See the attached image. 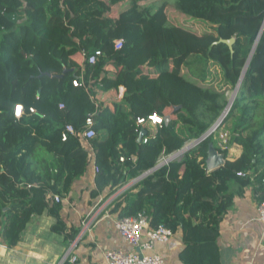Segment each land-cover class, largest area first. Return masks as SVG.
Masks as SVG:
<instances>
[{
    "label": "trees",
    "instance_id": "16d2710c",
    "mask_svg": "<svg viewBox=\"0 0 264 264\" xmlns=\"http://www.w3.org/2000/svg\"><path fill=\"white\" fill-rule=\"evenodd\" d=\"M148 1L0 0V237L7 246L18 245L44 213L66 243L80 234L83 223L67 227L60 211L87 171L89 152L79 137L62 134L67 125L83 131L91 114L92 196L139 178L118 195L114 211L143 212L151 227L174 233L181 228L183 264H220V225L235 197L251 187L264 202V0H175L155 9L142 4ZM231 38L233 50L221 41ZM96 50L103 53L97 63L77 60ZM238 85L216 130L181 160L141 177L211 130ZM121 88V102L96 104L98 94ZM18 104L26 109L21 118ZM155 113L162 124H138ZM142 129L147 142L138 140ZM224 131L234 134L221 150ZM210 143L224 157L213 170Z\"/></svg>",
    "mask_w": 264,
    "mask_h": 264
},
{
    "label": "crops",
    "instance_id": "0c3cea01",
    "mask_svg": "<svg viewBox=\"0 0 264 264\" xmlns=\"http://www.w3.org/2000/svg\"><path fill=\"white\" fill-rule=\"evenodd\" d=\"M77 60L83 62L79 55ZM119 94L117 89L100 93L95 97L96 102L98 105L116 104L123 98ZM96 173L90 162L86 173L74 181L62 201L60 216L67 227H79L87 216L91 222L84 233L81 226L82 237L78 235L77 245L69 257L64 260L72 242L66 243L62 234L52 231L55 218L44 213L32 218L18 245L9 247L0 237V264H106L108 249H132L115 225L121 210L114 211V203L120 193L110 195V190H105L97 197L92 196ZM133 180L136 184L139 178ZM257 206L251 187L235 197L233 207L220 225V264H264V222L259 219ZM183 246L180 228L168 243H157L153 251L162 255L167 264H183L179 258ZM73 257H77L74 262Z\"/></svg>",
    "mask_w": 264,
    "mask_h": 264
},
{
    "label": "built area",
    "instance_id": "2783aa9c",
    "mask_svg": "<svg viewBox=\"0 0 264 264\" xmlns=\"http://www.w3.org/2000/svg\"><path fill=\"white\" fill-rule=\"evenodd\" d=\"M122 46H123L122 39L115 41V48L117 50L121 49ZM102 54L103 53L101 50H96L94 53H92L89 56H87V54L83 52L82 53L83 61L87 59L89 63L95 64L97 63L99 57L102 56ZM73 85L87 87L85 82L80 79H74ZM119 91H120L119 97L121 98L124 95V89L121 88ZM95 102H96V98H95ZM96 104L98 105L99 103L96 102ZM60 107L63 108L64 104H61ZM25 111L26 109L23 105L21 104L16 105L15 111H14L15 117L21 118L22 115L25 113ZM30 112H36V109L34 107H31ZM227 114L228 112H226V115ZM226 115L224 116V118L226 117ZM147 120H149L151 125L155 127L157 125L162 124L164 121V118L155 113V114L150 115L148 119H145V118L139 119L138 124H145ZM94 124H95V114H91L86 120V127L83 131H77L74 126L67 125L62 134V138L63 140H67L69 135H75L79 137L84 147L88 150L90 162L94 164L95 171L97 172L98 167L96 166L95 153H94L93 146L91 144V140L96 136ZM219 125H220V122L218 123V126ZM218 126H215L212 129V131L216 130ZM229 134L230 133L228 131H224L221 134V141L219 143V146L221 147L222 150L227 149L228 145L226 144V140ZM142 139L144 142L148 141L147 137H143ZM195 143H196V140L192 144L187 145L178 151H175L168 155H164L162 157L163 162L161 163V165L159 164L156 165L158 166L156 169H158L159 167L163 165H169L173 161L181 160L185 153V149L188 147H191ZM120 160L124 161L125 158L121 157ZM156 169L152 168V170L150 169L146 171L145 174H150ZM239 175L244 176L245 173L241 172L239 173ZM55 200L57 202H60L62 199L60 196L55 195ZM257 210H258L260 221L264 222V202L261 204H258ZM90 225H91V222H90L89 217L87 216L86 219L83 221L84 229L82 230L83 231L82 233L86 232L87 229L90 228ZM115 225H116V228L121 233V235L123 236L124 240L132 247V249L130 250L108 249L105 253L106 264H167L163 256L160 255L159 253H155L153 250L157 243L165 244L171 240V238L174 235V232L169 227L163 224H160L157 227H151L149 217L143 212H139L137 215L119 217L117 218ZM82 233L80 234L79 237H82ZM77 238L72 242L71 246L66 252L64 256V260L67 257H69V255H71L72 250L76 247ZM76 260H77V257H73V262Z\"/></svg>",
    "mask_w": 264,
    "mask_h": 264
},
{
    "label": "water",
    "instance_id": "95a60500",
    "mask_svg": "<svg viewBox=\"0 0 264 264\" xmlns=\"http://www.w3.org/2000/svg\"><path fill=\"white\" fill-rule=\"evenodd\" d=\"M234 40H235L234 38H231V39H228V40H223V39H222L221 41H224L226 44L229 45V47L231 48V50H233V43H234ZM255 48H256V44H255V47H254L252 53H251L250 56H249V59H251V57H252V55H253V53H254V51H255ZM247 65H248V64H247ZM246 69H247V66H246ZM238 88H239V85H238V87H237L236 90H238ZM235 97H236V94L233 96V98H232L231 100H229V103H228V105H227V107H226L224 113H225L226 111H229V110H230V108H231V106H232V103H233ZM178 108H180V106H176V107H175V109H178ZM224 113H223V114H224ZM223 114L220 116V118H219V120L217 121V123L215 124V126H218V123H219V122H220V124L223 122V120H224V118H222ZM169 120H170V116H167V117L165 118V121L168 122ZM215 126H214V127H215ZM214 127H213V128H214ZM213 128H212V129H213ZM212 129L209 130L207 133H205L203 136H201L198 140H196V143H195L194 145H192L191 147L195 146L197 143H199V142L202 141L203 139L207 138V137L211 134ZM145 134H146V130H145V129H142V132L140 133V136H139V138H138V140H139L140 142L142 141V138H143V136H144ZM191 147L186 148V149H185V152H187ZM223 164H224V157H223V155L219 154V153H218V150L216 149V147H215L212 143H210V144H209V149H208V156H207V168H208L209 170H213V169H216V168L222 166ZM157 167H158V166H155L153 169H156ZM151 170H152V169H151Z\"/></svg>",
    "mask_w": 264,
    "mask_h": 264
},
{
    "label": "rangeland",
    "instance_id": "374dc122",
    "mask_svg": "<svg viewBox=\"0 0 264 264\" xmlns=\"http://www.w3.org/2000/svg\"><path fill=\"white\" fill-rule=\"evenodd\" d=\"M175 0H150V1H148V2H144V3H142L143 5H146V6H151V7H154V9L155 8H157L158 6H160V5H162L163 3H165V4H168V5H171V4H173V2H174ZM236 92H237V90L235 91V90H233V91H231V92H229V94H228V99L229 100H231L232 98H233V95H235L236 94ZM230 134H229V136H228V138L231 136V134H234V133H231V131H228ZM228 138H227V140H226V144L228 145ZM195 141V140H194ZM194 141H190V142H188L185 146H187V145H190V144H192ZM226 145V146H227ZM222 150V149H221ZM219 151V150H218ZM163 162V159L161 158L160 160H159V162H158V164L159 165H161V163ZM157 164V165H158ZM145 174V172L141 175V176H145L144 175ZM148 175V174H147ZM135 180H130L126 185H124V186H122V187H120V188H118V190L116 191L117 193L119 192V193H121V192H123L125 189H127V188H129V187H131L132 185H134L135 183H133ZM105 200H103V202H104ZM102 203V202H101ZM100 203V204H101ZM99 204V205H100Z\"/></svg>",
    "mask_w": 264,
    "mask_h": 264
},
{
    "label": "bare ground",
    "instance_id": "6f19581e",
    "mask_svg": "<svg viewBox=\"0 0 264 264\" xmlns=\"http://www.w3.org/2000/svg\"><path fill=\"white\" fill-rule=\"evenodd\" d=\"M233 96H234V95H233ZM226 112H228V111H226ZM226 112L223 114L222 118H224V116L226 115Z\"/></svg>",
    "mask_w": 264,
    "mask_h": 264
}]
</instances>
